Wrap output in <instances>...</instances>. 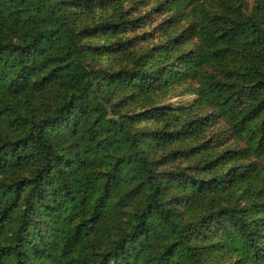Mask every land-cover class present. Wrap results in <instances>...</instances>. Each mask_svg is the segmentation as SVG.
I'll list each match as a JSON object with an SVG mask.
<instances>
[{"label": "trees", "instance_id": "16d2710c", "mask_svg": "<svg viewBox=\"0 0 264 264\" xmlns=\"http://www.w3.org/2000/svg\"><path fill=\"white\" fill-rule=\"evenodd\" d=\"M105 1L0 0V264H264V0H167L163 39L114 44L117 71L86 41L143 18L114 0L80 22ZM170 87L196 104L129 117L115 99Z\"/></svg>", "mask_w": 264, "mask_h": 264}, {"label": "rangeland", "instance_id": "374dc122", "mask_svg": "<svg viewBox=\"0 0 264 264\" xmlns=\"http://www.w3.org/2000/svg\"><path fill=\"white\" fill-rule=\"evenodd\" d=\"M167 0H119L120 8L129 14L132 19H142L137 23V27H124L118 31L117 34L107 33L101 30H94L92 37L87 39L88 60L92 67L108 69L110 71H117L120 68L128 65L129 62L125 60V56L119 51V48L114 44L129 42L131 51L137 55H142L147 49H151L158 45L163 39V28L169 24L171 13L168 10H158V5ZM118 4L114 0H106L103 7L98 8L95 12L84 15L80 22L90 27H94L95 23H100L102 20L112 17H118L121 12L118 10ZM259 0H215L214 2H207V7L216 14L233 15L237 12H242L251 15L257 10ZM93 49V50H92ZM96 49H100L96 52ZM170 88L156 89L149 95L139 94L134 90L125 91L119 89L116 91L115 99L125 105V110L122 108L123 115L129 117L135 115H142L148 111L159 108L177 110L179 113L183 109H188L194 106L198 100L195 94L181 93L180 90H169ZM129 112V113H125ZM221 127H225L226 123L220 122ZM157 125L155 121L139 120L135 124L138 129H155ZM227 145H230L227 143ZM180 159H176L169 163L165 168L174 169L180 164ZM255 162L264 163V157L255 159ZM229 261V260H228ZM236 258L233 259L235 262Z\"/></svg>", "mask_w": 264, "mask_h": 264}]
</instances>
